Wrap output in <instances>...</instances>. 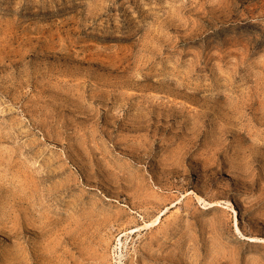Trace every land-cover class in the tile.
Returning a JSON list of instances; mask_svg holds the SVG:
<instances>
[{
	"label": "rangeland",
	"instance_id": "1",
	"mask_svg": "<svg viewBox=\"0 0 264 264\" xmlns=\"http://www.w3.org/2000/svg\"><path fill=\"white\" fill-rule=\"evenodd\" d=\"M0 264H264V0H0Z\"/></svg>",
	"mask_w": 264,
	"mask_h": 264
},
{
	"label": "bare ground",
	"instance_id": "2",
	"mask_svg": "<svg viewBox=\"0 0 264 264\" xmlns=\"http://www.w3.org/2000/svg\"><path fill=\"white\" fill-rule=\"evenodd\" d=\"M207 204H209V206H213V205H219V206H221V204H219L218 202L217 203H214V202H210V203H207ZM223 206V205H222ZM224 207V206H223ZM236 228H237V226H236ZM245 237V236H244ZM247 238V237H246ZM249 239L250 240H254L255 238H253V236H251V237H249ZM257 239V238H256Z\"/></svg>",
	"mask_w": 264,
	"mask_h": 264
}]
</instances>
